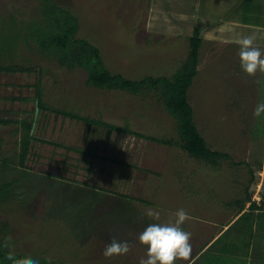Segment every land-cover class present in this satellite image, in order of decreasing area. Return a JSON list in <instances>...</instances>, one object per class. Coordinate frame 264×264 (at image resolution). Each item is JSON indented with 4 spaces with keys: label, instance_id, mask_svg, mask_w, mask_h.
<instances>
[{
    "label": "rangeland",
    "instance_id": "rangeland-1",
    "mask_svg": "<svg viewBox=\"0 0 264 264\" xmlns=\"http://www.w3.org/2000/svg\"><path fill=\"white\" fill-rule=\"evenodd\" d=\"M46 3L66 8L77 23L74 36L126 78L169 77L186 51V40L175 39L166 22L179 18L173 12L181 0H0V64L8 67L0 69V183L15 178L0 200V238L10 237L11 252L47 264H138V234L149 224L174 223L183 208L188 227L199 203L212 206L245 185L260 190L264 116L253 110L264 102V76L234 67L231 45L201 42L187 91L206 144L230 156L213 166L180 147L176 122L155 90L96 87L83 66L42 48L29 25L49 27ZM24 125L29 137L20 164ZM112 238L129 241L130 253L106 259Z\"/></svg>",
    "mask_w": 264,
    "mask_h": 264
},
{
    "label": "crops",
    "instance_id": "crops-1",
    "mask_svg": "<svg viewBox=\"0 0 264 264\" xmlns=\"http://www.w3.org/2000/svg\"><path fill=\"white\" fill-rule=\"evenodd\" d=\"M181 1V10L173 12L179 18L172 17L171 22L166 18V22L172 27L175 39L186 40V47L189 35L197 30L201 42L212 40L231 45L229 57H233L232 63L237 68L240 60L235 61V56L239 57V46L234 41L241 36L255 34L256 45L264 52V0ZM196 70L197 74V65ZM263 178L255 182L256 188L259 181L262 186ZM261 186L259 191L251 192L245 185L247 191L226 199L216 197L219 201L212 206L199 203L198 210L191 213L195 220H191L188 227H182L192 234L191 261L175 264H264V187L262 190ZM251 202L255 203L252 208ZM138 243L135 241L136 245ZM145 250L146 246L141 245L136 262L147 258Z\"/></svg>",
    "mask_w": 264,
    "mask_h": 264
},
{
    "label": "trees",
    "instance_id": "trees-1",
    "mask_svg": "<svg viewBox=\"0 0 264 264\" xmlns=\"http://www.w3.org/2000/svg\"><path fill=\"white\" fill-rule=\"evenodd\" d=\"M41 8L42 14L45 16V23L49 24V27H44L40 24L38 26L30 24L29 28L35 34V38L42 48L53 52L62 63L69 64L68 62H76L83 66L87 72V82L96 87L122 89L129 93H137L144 87L155 90L160 95L163 107L176 122V132L181 139L180 147L183 150L190 156L206 160L213 166L218 164L219 158L230 159L228 153L208 147L204 137L195 125L192 108L187 98L188 88L197 72L198 49L201 43V37L197 30H194L189 35L185 56L169 77L164 75H145L139 79H130L120 73L110 72L104 66L98 48L87 40L74 36L77 23L74 16L69 14L66 8H55V6L52 4L48 5V3L42 4ZM6 68L8 67L0 64V69ZM38 106L41 107V104H38ZM28 127V125H24L25 130L22 132L23 141L20 143L21 148L18 152L20 164H22L24 156L27 153ZM136 134L139 135L138 133ZM250 174L249 182L253 179L252 171H250ZM14 180L15 178L11 182L0 183L1 201L9 195L13 186H11V189L8 186L12 185ZM262 203L264 204V201ZM254 206L255 203L251 202L250 208ZM0 228L6 229V227L2 226ZM4 243V240L0 238V264H12L11 261L5 258L7 253L11 251L3 246ZM12 253L17 258L31 256V254L21 252ZM38 259L41 261L40 264H47L48 259L44 257Z\"/></svg>",
    "mask_w": 264,
    "mask_h": 264
},
{
    "label": "clouds",
    "instance_id": "clouds-1",
    "mask_svg": "<svg viewBox=\"0 0 264 264\" xmlns=\"http://www.w3.org/2000/svg\"><path fill=\"white\" fill-rule=\"evenodd\" d=\"M255 34L241 36L234 42L239 46V59L242 71L248 77H256L257 73L264 76V52L256 45ZM259 83V80H256ZM253 116H264V102L257 103ZM150 217L159 219V212L149 211ZM174 223L149 224L138 234V241L146 246L147 258H141L139 264H175L176 261L190 262L193 254L191 243L192 234L183 230L182 225L191 219L190 214L183 208L176 211ZM9 238H6L4 247H9ZM132 250V245L127 240L112 238L104 247L102 255L106 259L126 256ZM12 264H40L38 259L32 257L17 258L14 253L8 252L6 257Z\"/></svg>",
    "mask_w": 264,
    "mask_h": 264
},
{
    "label": "water",
    "instance_id": "water-1",
    "mask_svg": "<svg viewBox=\"0 0 264 264\" xmlns=\"http://www.w3.org/2000/svg\"><path fill=\"white\" fill-rule=\"evenodd\" d=\"M88 124V123H87Z\"/></svg>",
    "mask_w": 264,
    "mask_h": 264
}]
</instances>
